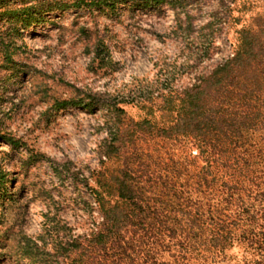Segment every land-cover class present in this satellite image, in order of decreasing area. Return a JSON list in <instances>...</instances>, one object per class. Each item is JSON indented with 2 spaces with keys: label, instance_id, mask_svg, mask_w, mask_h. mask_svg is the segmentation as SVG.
<instances>
[{
  "label": "rangeland",
  "instance_id": "rangeland-1",
  "mask_svg": "<svg viewBox=\"0 0 264 264\" xmlns=\"http://www.w3.org/2000/svg\"><path fill=\"white\" fill-rule=\"evenodd\" d=\"M18 1L15 9L55 0ZM43 20L15 31L5 24L0 33V42L8 45L9 34L15 42L13 61L0 53V136L7 133L24 143L11 150L0 140V164L13 194L9 203L0 201V264H31L20 255L19 233L43 237L48 216L63 230L59 238L64 241L89 236L102 220L90 190L101 176L117 174L125 152L143 153L151 169L162 174L170 159L191 170L202 167L191 145L133 126L134 145L105 156L117 136L113 111L125 109L126 124L168 125L163 99L201 85L231 59L239 33L256 30L257 20L264 24V0H163L158 5L137 0L112 14L82 7L55 11ZM99 46L107 66L95 58ZM82 98L95 105L93 112L53 108ZM37 154L46 159L32 160ZM258 210L250 226L234 228L235 241L224 254L211 253L208 261L191 264H264V205ZM46 242L53 254L51 239Z\"/></svg>",
  "mask_w": 264,
  "mask_h": 264
},
{
  "label": "trees",
  "instance_id": "trees-1",
  "mask_svg": "<svg viewBox=\"0 0 264 264\" xmlns=\"http://www.w3.org/2000/svg\"><path fill=\"white\" fill-rule=\"evenodd\" d=\"M136 1L75 0L68 4L55 0L35 8L25 2L15 9L18 0H0V33L5 24L14 31L20 26L29 29L55 11L93 7L112 14L121 5L133 7ZM187 20L191 23L190 16ZM260 21L256 30L239 33L235 55L201 85L163 99L161 110L170 119L168 125L154 126L146 120L126 124L125 109L113 111L117 136L106 147L105 156L119 155L133 144L129 139L133 126L139 132L153 131L191 145L203 159L202 167L191 170L189 164L182 167L170 159V168L162 174L151 169L143 153L133 150L129 156L125 152L117 174L101 176L98 187L90 190L102 218L91 234L64 241L59 238L63 230L48 216L43 237L34 240L19 233L21 257L31 264H191L208 261L211 253L224 254L235 241L234 228L250 226L258 207L264 205V24ZM9 36L8 45L0 42L6 62L13 61L14 55V38ZM103 50L99 46L95 58L107 66L110 61ZM71 107L95 109L86 98L53 106L56 111ZM0 140L11 150L24 144L7 133ZM31 157L46 159L39 154ZM8 175L0 164V201L9 203L13 194L8 190ZM46 237L53 243V254L47 251ZM38 242H43V248ZM166 254L171 260L164 258Z\"/></svg>",
  "mask_w": 264,
  "mask_h": 264
}]
</instances>
